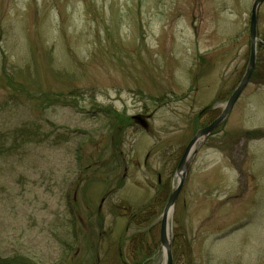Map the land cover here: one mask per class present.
<instances>
[{"label":"rangeland","instance_id":"obj_1","mask_svg":"<svg viewBox=\"0 0 264 264\" xmlns=\"http://www.w3.org/2000/svg\"><path fill=\"white\" fill-rule=\"evenodd\" d=\"M253 2L0 0V264L165 263L177 167L246 72ZM257 31L174 204L173 264H264V3Z\"/></svg>","mask_w":264,"mask_h":264},{"label":"water","instance_id":"obj_2","mask_svg":"<svg viewBox=\"0 0 264 264\" xmlns=\"http://www.w3.org/2000/svg\"><path fill=\"white\" fill-rule=\"evenodd\" d=\"M264 3V0H254L251 8V17H250V26H249V34H250V41H251V52H250V59L249 64L246 69V72L241 79L240 83L237 85L231 96L229 97L222 113L213 120L209 125L199 129L197 131L196 136L191 140L189 145L187 146L181 161L177 167V173L179 176V181L177 186L171 192L166 206L164 208L161 224H160V242L164 248L165 254V263L164 264H173V254H172V239H171V227H170V220L174 209V204L183 188L186 174L192 162L194 155L198 149V142H204L208 136L222 123V121L230 114L232 108L234 107L236 101L240 97L242 91L248 85L257 59V47H258V10L259 7ZM137 122H139L143 128L148 129L147 121L141 116L136 115L133 116Z\"/></svg>","mask_w":264,"mask_h":264},{"label":"trees","instance_id":"obj_3","mask_svg":"<svg viewBox=\"0 0 264 264\" xmlns=\"http://www.w3.org/2000/svg\"><path fill=\"white\" fill-rule=\"evenodd\" d=\"M249 135L251 136L252 139L264 138V131H262V130H253V131L249 132Z\"/></svg>","mask_w":264,"mask_h":264}]
</instances>
